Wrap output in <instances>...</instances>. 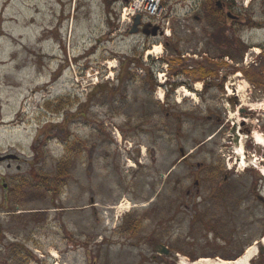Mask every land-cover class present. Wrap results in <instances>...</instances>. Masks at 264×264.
<instances>
[{
    "label": "rangeland",
    "instance_id": "rangeland-1",
    "mask_svg": "<svg viewBox=\"0 0 264 264\" xmlns=\"http://www.w3.org/2000/svg\"><path fill=\"white\" fill-rule=\"evenodd\" d=\"M167 1L166 23L170 21L177 39L186 42L179 45L194 48L195 38L185 36L183 28L205 23L194 20L203 14L186 7L191 0ZM123 2L0 0V157H15L12 162L21 158L11 167L0 162V264H179L180 259L173 258L176 254L188 261L228 259L244 255L254 245L258 253L250 264H263L264 206L258 195H264V179L257 167L264 168V147L253 136L245 139L247 157L256 162V168L242 172L229 136L233 123L244 118L252 132L264 137V110L240 105L233 111L225 95L229 84H244L247 94L243 98L250 105L264 102V86L256 88L245 76L250 72L264 78V0H226L233 14L246 21L249 29L245 27L241 39L249 49L239 40L244 53L234 52L239 46L230 49L239 60L230 57L233 61L228 59L218 67H207L189 51L193 62L181 66L171 51L163 49L170 38L129 34L132 25L120 22ZM211 19L207 24H230L224 14ZM156 48L162 53L147 57ZM158 58L174 63L167 68L166 61L155 64ZM181 68L190 74L175 76ZM202 68H215L216 79L210 81L207 102L195 94L184 98L186 139L173 143L170 133L155 135L153 130L171 127L173 122L165 111L160 112L161 101L150 109L139 106L146 98L144 90L155 85V74L165 85L188 81L201 90L203 81L193 77ZM237 75L240 79L233 78ZM121 88L128 90L124 92L128 99L136 101L123 106L121 100L126 97L115 91ZM183 88L187 89L180 87L181 93ZM216 88H223L225 101L213 103ZM212 115L215 120L220 116L222 122L208 121ZM128 122L140 123L143 129L137 138L144 148L142 164L127 156L133 142L123 139L120 144L112 137ZM105 136L112 140L110 145ZM180 146L193 153L195 164L232 173L231 181L225 185L224 175L205 174L203 196L190 200V208H183L179 216L170 214L172 220L160 215L167 214L162 208L158 216L146 219L150 208L163 205L173 192L184 194L193 186L192 181L180 186L162 181L155 189H163L158 203L145 199L152 189L150 178L155 177L149 171L162 169L163 159L176 163L180 155L175 148ZM64 164L67 187L50 193L53 175ZM43 177L51 179L48 185L41 184ZM171 178L181 180L180 174ZM16 183L24 184L23 194H15ZM134 189L138 194H133ZM19 196L14 211L13 200ZM125 200L131 204L130 213L121 207ZM61 207L70 212L57 214ZM23 215V220L16 217ZM132 221L136 228L129 231ZM160 246L170 250L171 256L161 255ZM16 249L24 250L23 255H16Z\"/></svg>",
    "mask_w": 264,
    "mask_h": 264
},
{
    "label": "flooded vegetation",
    "instance_id": "flooded-vegetation-1",
    "mask_svg": "<svg viewBox=\"0 0 264 264\" xmlns=\"http://www.w3.org/2000/svg\"><path fill=\"white\" fill-rule=\"evenodd\" d=\"M214 2V8L213 10L210 9L211 5ZM232 4H230L229 2H226V0H203L200 3L199 6V11L200 13L203 14V18L199 17V16H195L194 20L197 23L200 22H205L203 24H197L196 26L190 27V28H183L184 29V35L186 36L187 34L193 38H195V43L190 47V49H185V47L183 48V45L186 42L183 41H179L177 39L178 32H176V30L174 28H170V29H166L165 27H157V34L156 36L153 35V27L154 25L149 24L150 28L147 29L145 27H142L140 29L139 35H141L144 38H155L157 40L159 39H165L167 38V32L168 31L170 33V37L171 39L169 41H166L164 43L163 49H167L169 51L172 52L173 56L172 58L175 59V62L177 60V63L181 66H183L182 64H186L187 63H192L193 60H190V57H195V59L197 60L198 58H200L201 61H203V64L208 66H216L218 67V65L220 66L221 64H223L224 62H227V59H230V57H232L235 60H239L238 58L234 57L230 52H231V47L232 46H239L238 50L234 51V52H238L243 54L244 53V49L242 48V44L247 47L249 49V44L243 42L242 35L244 33V31H246L248 28V26H246V21L243 20L242 18H240V16L234 15L233 11H232ZM216 11L215 14H213ZM219 14H224L226 19L228 21H230V24H216V23H210L207 24V20H212L211 18H217V15ZM203 20V21H202ZM217 20V19H216ZM247 29H246V28ZM146 29V30H145ZM145 31H149L147 33H144ZM242 44H241V42ZM183 44V45H179V44ZM246 50V49H245ZM194 52L193 55L191 56V54L189 52ZM230 53V54H229ZM226 56V57H225ZM237 56V55H236ZM238 57V56H237ZM231 60V59H230ZM166 61V63H168V67L170 68V65H172L174 62H171L169 60H157V62L155 64H163ZM233 61V60H231ZM196 63V62H195ZM215 68H212L211 70H206L207 75L203 76L201 73H197L193 78L195 79V81L199 82V81H203V89H201V91H199L197 89V84L195 83L194 85H191L190 83L187 82H179L176 84H169V85H165L162 84L161 82H157L155 81V85L153 86V88L150 89H145V99H141L142 102L139 104V106L141 107V109H150V106H152L154 103H156L155 101H161L162 105L160 106L158 103L157 105L160 106L161 108L159 109L160 112H166V115L168 119H172V125H170L171 127H166L164 126L163 128H161L160 130H153V133L155 135H158L160 133H162V135H165L167 133H170V137L173 141V143L178 142L179 141L182 143L183 140L186 139L187 137V133L185 130V125H184V120L185 123L187 124L188 122L186 121L188 114L183 113L185 110V96L183 93L180 92L179 88L182 87H187V89L189 91H193V93L196 96H199L200 98L205 99V101L207 102V98L206 96L210 95V89H209V85H211L212 80L216 79V73H215ZM169 72L167 71L166 74H168ZM186 74H190V73H186V72H182V68L181 71L177 74H175V76L177 77H182ZM195 74V73H194ZM170 75V74H169ZM190 81V79H189ZM215 82L220 83V80H216ZM222 85V82L220 84V86ZM116 92L119 93L120 97H126L124 100L122 98L121 103L123 104V106H126L127 103L129 102H134L136 101L135 99H128L127 95L124 94V92H127L128 90H124V89H119V90H115ZM223 88H216V93L215 95H217L216 100L213 101V103L215 102H220V101H225L224 99H222L221 97H223ZM181 93V94H180ZM183 94V99L181 97V95ZM163 95V96H162ZM227 102H233V98H231L229 95H225ZM209 103H212V101H210ZM156 105V106H157ZM218 108H221L218 104H216ZM211 107H214L213 105ZM232 110H236V108L232 107ZM209 116L207 118L208 121L211 122H216L217 123H221L222 119L220 116L216 115V120H215V116L213 117ZM245 117H250L246 112L244 113ZM116 114L112 115V120H115L116 118ZM243 117V116H242ZM242 123V122H240ZM240 123H233L234 127H237L238 124ZM140 127V123L137 124H131V123H126V125H124L121 128V133L119 131L116 130V132H113L112 134H114L113 139L120 144L122 143V140L124 139L126 143L129 142H133L132 145H130V148H128V153L127 156L129 157H133V159L137 162H139L140 164H142V156L144 155V148L139 144V142L137 141L138 135L143 132V129H139ZM166 127V128H165ZM244 129H248V128H244ZM174 130V133H173ZM188 130V129H187ZM227 128L222 130L221 134L224 135L227 132ZM248 131V130H245ZM123 135V138H122ZM106 139L108 140L109 145L112 143V140H110L107 136H105ZM118 138L120 139V141L118 140ZM122 138V139H121ZM175 138V139H174ZM233 137L229 136V141L231 142V139ZM179 140V141H178ZM127 149V147H126ZM178 149V154L180 155L179 159L177 160L176 163H172L169 161H166L167 159H163V161L159 164L162 165V169H151L149 172H152V177L151 182H152V189L149 193L145 194V199L149 200L150 203H153L156 201V203H158V200H160L162 198V192L163 189L160 190H156L155 189L158 187V184L162 181H164L165 183H173L174 185L178 182V185H182L185 183L190 184V182L192 181L193 186L191 187H187L186 192L183 193H176L173 192L172 194H170L169 198L164 199L163 201V205L161 203L160 207H156V205L151 209L148 210V212L146 213V219H149L150 216L154 217V216H158L159 215V211L160 209H164L166 210L167 214H163V212L160 215H163V217H167V219L172 220V216H179L182 213L183 208L188 209L190 208L189 205V201L194 199H201L203 194L201 191V187H202V177L203 175L207 174L208 176H223L224 175V179H223V183L226 185L231 181V176H233L232 173H226L225 170L222 167H218V168H212L211 166L205 165V164H195L194 163V156L193 153H187L186 150L184 148H182L181 146L178 148H175V150ZM184 153V154H183ZM152 157V156H151ZM150 157V158H151ZM21 160V158H20ZM19 160V161H20ZM19 161H6L7 166L11 167L12 164L17 163ZM166 163V164H165ZM19 169V167H18ZM140 169H145V168H140ZM148 170V169H146ZM175 174H180L181 180H179V178H176L175 180L172 179L171 177L175 176ZM50 178H52V176H50ZM48 177H43L41 180V184L43 185H48L51 181V179ZM179 180V181H178ZM62 179H58L56 181V185L53 187V190L50 193H59L62 192ZM67 187V185L65 186ZM44 188V187H43ZM45 191V189H44ZM46 192V191H45ZM133 194H138L137 190L134 189ZM46 194H48L46 192ZM258 199L259 201L263 204L264 206V195H258ZM92 202H94V200H92ZM58 204V202H56ZM166 206V207H165ZM115 209V208H113ZM58 213L64 214L66 212H70L67 211L65 208L61 207L58 210ZM33 213H37V212H30V214ZM172 216H171V215ZM175 219V218H173ZM166 222V221H164ZM62 223V222H61ZM60 223V226L62 225ZM73 237H75V231L72 232ZM75 239V238H74Z\"/></svg>",
    "mask_w": 264,
    "mask_h": 264
},
{
    "label": "bare ground",
    "instance_id": "bare-ground-1",
    "mask_svg": "<svg viewBox=\"0 0 264 264\" xmlns=\"http://www.w3.org/2000/svg\"><path fill=\"white\" fill-rule=\"evenodd\" d=\"M259 49H256L255 52L259 53ZM162 53V49L161 48H156L153 51H149L147 54V57L152 56L153 54L155 56H158ZM112 67H114L111 64ZM240 75H237L235 78H239L240 79ZM247 87L244 86V84L242 85H238V84H230L228 87V91L230 96H237L240 99V104L242 105V107H250L251 111H256L258 109H263L264 110V102L262 103H257L256 105H250L248 103V101L245 99V97L243 98V95L247 94ZM183 94L185 97H190L192 98L193 96H195L194 94H192L191 92L187 91V90H183ZM163 96V95H162ZM194 98V97H193ZM228 109H230V107L228 106ZM245 119H242L243 122ZM247 122V121H246ZM248 123V122H247ZM241 137V141L239 143V145H237L235 147V152L233 153L236 158L238 159V161H236L237 166H239V168L241 169L242 172L246 171L245 169L250 168L251 166L254 167V164L249 160V158L247 157V154L245 153V139H247L246 136H244L243 134L240 136ZM253 137L256 138V144L259 146H263L264 147V137H262L261 135H257V134H253ZM257 170H259L261 172V174L264 175V168L262 167H257ZM126 202V203H125ZM124 204H122L121 207H126L128 210L126 211L127 213L131 212V204L128 203L126 200L123 201ZM262 245L264 246V241L262 242ZM258 253V249L256 247V245L248 248V250L245 252V254L243 256H241L239 259L235 260V261H226V260H222V259H218L217 260H213V259H200L196 262H191L188 261V259L182 256H179L180 259V263L179 264H250L251 261L254 259V257L257 256ZM52 256L55 259H58V254L56 252L52 253Z\"/></svg>",
    "mask_w": 264,
    "mask_h": 264
},
{
    "label": "built area",
    "instance_id": "built-area-1",
    "mask_svg": "<svg viewBox=\"0 0 264 264\" xmlns=\"http://www.w3.org/2000/svg\"><path fill=\"white\" fill-rule=\"evenodd\" d=\"M167 5V0H130L122 9L121 23L132 24L134 18L140 15L148 21L159 24L164 21Z\"/></svg>",
    "mask_w": 264,
    "mask_h": 264
},
{
    "label": "trees",
    "instance_id": "trees-1",
    "mask_svg": "<svg viewBox=\"0 0 264 264\" xmlns=\"http://www.w3.org/2000/svg\"><path fill=\"white\" fill-rule=\"evenodd\" d=\"M255 24L258 26V24L259 23H256L255 22ZM254 24V25H255ZM262 49H264V48H262ZM264 53V52H263ZM130 62H132V61H130ZM199 72H201V74L203 75V76H206L207 75V73L208 72H206V70L204 69V68H202ZM245 76H246V78H247V80L253 85V86H255L256 88H260V87H263L264 86V78L262 79V78H260V76H257V77H253L251 74H250V72H245ZM67 167V165L66 164H64V165H61V166H59V169L57 170V172H56V174H54L53 175V177H55V179H53L54 181H53V183H55V185H56V181L58 180V179H62L63 181H62V187H65L66 185H65V183H66V179H64V178H66L67 177V173H66V170H65V168ZM24 184H19V183H16V188H17V192H15V194H18V191H20V193L21 194H23L24 193V186H23ZM54 185V186H55ZM6 191H8V188L6 189ZM20 199H21V196H19V197H17L16 199H14L13 200V210H14V207H16V205H19L20 204ZM15 211V210H14ZM17 217V219H20V220H23V217H25L24 215L23 216H16ZM134 223H136V222H134V221H132V222H130V226H129V231H131V229H133V228H136V225L134 224ZM23 253H24V250H21V252H20V249H16V251H15V254L16 255H18V256H22L23 255ZM243 254H239V255H236V256H233V257H230V258H224L225 260H232V261H235V260H237L238 258H240L241 256H242ZM262 258V257H261ZM197 259H193V261H196ZM40 263V262H39ZM263 264H264V262H263Z\"/></svg>",
    "mask_w": 264,
    "mask_h": 264
},
{
    "label": "water",
    "instance_id": "water-1",
    "mask_svg": "<svg viewBox=\"0 0 264 264\" xmlns=\"http://www.w3.org/2000/svg\"><path fill=\"white\" fill-rule=\"evenodd\" d=\"M125 2H127V0H125ZM134 23V25H133V27H132V30L130 31V33L129 34H132V35H135V34H138L139 33V30H140V27L142 26V19H141V17L140 16H138V17H136L135 18V21L133 22ZM147 29H149L148 27H147ZM146 30V29H145ZM157 28H154L153 29V35L154 36H156V34H157ZM147 32H149V31H145L144 33H147ZM148 34V33H147ZM149 35V34H148ZM236 100V99H235ZM234 106L235 105H238V102H236L235 101V103L233 104ZM243 111L244 110H242L241 112L243 113ZM234 131H236V128L234 129ZM241 132H243V131H241ZM247 133H251L250 131H246ZM235 143L238 145V143H239V133L237 134V136H236V140H235ZM184 154V153H183ZM11 158H15V157H0V162H5V161H7V160H12ZM264 200V199H263ZM162 251H159V253H161V254H164V255H167V256H170L171 255V253L170 252H167V249H165V248H162L161 249ZM260 252H261V254H264V248L262 247L261 249H260ZM175 260H177V258H175Z\"/></svg>",
    "mask_w": 264,
    "mask_h": 264
}]
</instances>
